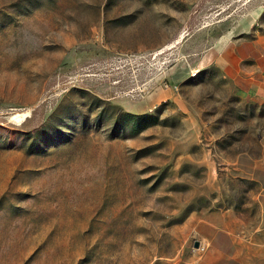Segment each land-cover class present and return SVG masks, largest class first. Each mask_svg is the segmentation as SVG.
<instances>
[{
    "label": "rangeland",
    "instance_id": "374dc122",
    "mask_svg": "<svg viewBox=\"0 0 264 264\" xmlns=\"http://www.w3.org/2000/svg\"><path fill=\"white\" fill-rule=\"evenodd\" d=\"M262 81L264 0H0V264H264Z\"/></svg>",
    "mask_w": 264,
    "mask_h": 264
},
{
    "label": "crops",
    "instance_id": "0c3cea01",
    "mask_svg": "<svg viewBox=\"0 0 264 264\" xmlns=\"http://www.w3.org/2000/svg\"><path fill=\"white\" fill-rule=\"evenodd\" d=\"M254 86V87H253ZM252 88H255V92H256V95L260 98H263L264 97V81H262L261 83H257L255 85L253 84H249L248 85V90L247 91H250L252 90Z\"/></svg>",
    "mask_w": 264,
    "mask_h": 264
},
{
    "label": "bare ground",
    "instance_id": "6f19581e",
    "mask_svg": "<svg viewBox=\"0 0 264 264\" xmlns=\"http://www.w3.org/2000/svg\"><path fill=\"white\" fill-rule=\"evenodd\" d=\"M180 38H182L181 36H180ZM178 42V41H177ZM175 45V44H174ZM171 47V46H170ZM164 50V49H163ZM160 53V52H159Z\"/></svg>",
    "mask_w": 264,
    "mask_h": 264
},
{
    "label": "built area",
    "instance_id": "2783aa9c",
    "mask_svg": "<svg viewBox=\"0 0 264 264\" xmlns=\"http://www.w3.org/2000/svg\"><path fill=\"white\" fill-rule=\"evenodd\" d=\"M203 250V249H202Z\"/></svg>",
    "mask_w": 264,
    "mask_h": 264
}]
</instances>
